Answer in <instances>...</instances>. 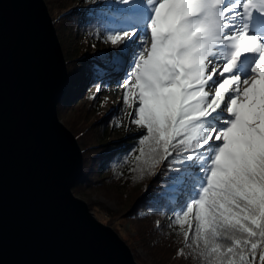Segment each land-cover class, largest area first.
I'll list each match as a JSON object with an SVG mask.
<instances>
[{
    "label": "snow or ice",
    "instance_id": "6c2138e0",
    "mask_svg": "<svg viewBox=\"0 0 264 264\" xmlns=\"http://www.w3.org/2000/svg\"><path fill=\"white\" fill-rule=\"evenodd\" d=\"M105 3L114 50L92 65L94 84L99 93L115 76L121 110H133L129 130H143L120 159L146 155L140 171L150 175L167 166L151 201L176 205L170 226H181L190 254L206 264H264V0ZM145 8V31L123 27Z\"/></svg>",
    "mask_w": 264,
    "mask_h": 264
},
{
    "label": "water",
    "instance_id": "95a60500",
    "mask_svg": "<svg viewBox=\"0 0 264 264\" xmlns=\"http://www.w3.org/2000/svg\"><path fill=\"white\" fill-rule=\"evenodd\" d=\"M67 62L45 0H0V264H138L73 188Z\"/></svg>",
    "mask_w": 264,
    "mask_h": 264
},
{
    "label": "trees",
    "instance_id": "16d2710c",
    "mask_svg": "<svg viewBox=\"0 0 264 264\" xmlns=\"http://www.w3.org/2000/svg\"><path fill=\"white\" fill-rule=\"evenodd\" d=\"M58 1V0H57ZM59 4L66 3V5H59L58 8L61 14L69 11L79 4L81 7H86L85 13H79L72 18L71 25H76V38L73 45V52L69 50L68 59L72 67L68 68L69 84L66 96L63 98L58 106L59 113H63L71 108L77 100L78 103L89 104V110L85 115L80 116L84 120H88L96 114L100 119L96 121L95 135L89 140V143L83 146L84 154V175L81 180L73 189L75 192L84 195L86 191L92 190L95 183L99 186L106 187L107 184H113L114 181L123 183L129 186L135 179L136 188H138V195L126 203L130 208L125 217L127 220L132 221L139 230L142 231L144 237L143 245L152 251L153 262L161 264L164 260V255H172L176 251L179 252L181 248H185L183 238L177 233H180L181 226H170L173 210L176 208L175 204L169 203H152L151 198L158 192L162 191L168 176L167 166H157L152 171L159 173L158 175H150L147 172L142 173L141 168L145 167L144 161L147 159L146 155H141L136 152L135 155L140 159H129L126 163L120 158L122 154L127 153L133 149L136 143V137L141 134L130 133L126 135L131 140L119 143L108 140L111 131L117 128L115 126L119 119L116 114H109L107 117H101L98 114V106L100 102L97 98L89 100L87 92L92 88H96L94 84V77L91 73L93 64L101 62V54L97 52L95 44L105 43V35L110 27L105 21L104 17L99 11L101 8L95 7L100 1L104 0H59ZM67 15V14H65ZM63 17V16H62ZM61 18V17H60ZM69 23V17L64 18ZM61 20V19H59ZM73 30V27L70 29ZM95 43V44H94ZM110 42H107L109 44ZM64 49V48H63ZM110 78L101 82V90L110 85ZM99 103V104H98ZM97 107V108H96ZM78 114L84 112V108L77 110ZM93 113H96L95 115ZM100 113V112H99ZM82 126V125H81ZM77 126V136L82 138L88 131ZM89 129V128H87ZM110 137V136H109ZM147 142L144 147V152L147 153ZM135 169V171H133ZM143 175V179H139ZM136 176L137 178H133ZM147 188V192H145ZM108 189V188H107ZM112 214L111 211H107ZM145 215L141 216V213ZM120 213L121 209H120ZM119 212H116L118 215ZM143 226H147L145 229ZM184 229L188 226L183 225ZM178 252L176 255H178ZM162 255V256H159ZM195 260L186 259L185 264H206L198 255L194 254Z\"/></svg>",
    "mask_w": 264,
    "mask_h": 264
},
{
    "label": "rangeland",
    "instance_id": "374dc122",
    "mask_svg": "<svg viewBox=\"0 0 264 264\" xmlns=\"http://www.w3.org/2000/svg\"><path fill=\"white\" fill-rule=\"evenodd\" d=\"M59 0H45V3L48 7V11L50 13V16L54 22V26L59 38V41L62 46V50L64 52L65 59H68V54H65L66 49L69 53V50L73 52V45L75 43L76 38V25L72 26L71 23L73 16L79 14V13H85L87 11L86 7H81L79 4H76L75 7L69 11H65L61 14L60 9L58 8L59 5H66V3L59 4ZM95 7L101 8V9H107L108 5L104 1H100L97 4H95ZM67 14V15H65ZM63 16V17H62ZM69 17V23L67 20L65 21V17ZM61 17V18H60ZM151 18V12L145 8L143 10L142 19L144 20V25H142V28L146 29L147 21ZM61 19V20H59ZM141 19V20H142ZM141 23V22H139ZM140 27L137 25V23H129L127 25H124L123 27ZM73 27V30H70ZM141 32L143 30L141 29ZM95 44V43H94ZM134 42L132 44H128L126 46V49L133 48ZM96 50L98 52L97 55L102 53H111L114 49L111 43L107 44L105 43H96L95 44ZM64 48V49H63ZM101 56V55H100ZM67 61V60H66ZM73 63L67 61V68L72 67ZM116 77L109 80L110 85L108 87L103 88L99 93H97L96 88H92L90 91L87 92V98L89 100H92L93 98H97L100 102L97 110L98 114H102V118L107 117L109 114H116L117 118L119 119V123L122 125L121 127H117L114 129V131L110 132V137L108 136V140L112 142H117L119 145L126 140H131V138H128L126 135H129L130 133H139L143 130L138 129L137 126H131V130H129V114L132 113V108H128L127 111L121 110V102L123 97V90L118 88L117 83L115 82ZM77 100L71 108H69L67 111L63 113H59V117L63 124L72 132V134L75 136L82 152H83V146L87 145L89 143V140L95 135L97 132L96 128V121L100 119V116L96 113H93L95 116H92L88 120L82 119L80 116L85 115L87 111L89 110L90 105L89 104H82L78 103ZM84 108V112L81 114H78L80 110ZM82 125V126H81ZM77 126H81L82 129H86L87 134H85L82 138H79L77 136V131L80 129H76ZM89 128V129H87ZM84 157V154H83ZM141 176V175H140ZM137 176V177H140ZM136 176H133V178H137ZM137 180V179H135ZM134 180V181H135ZM132 182L129 186H126L120 182L114 181L113 184H107L106 187L99 186V183H95L94 188L92 190L86 191L84 195H81L74 191L73 193L76 197L80 198L81 200L85 201L90 211L93 213L95 218L103 223L106 226L111 227L115 230V232L121 237V239L129 246L131 249V252L133 254V257L135 261L138 264H155L153 260L155 258H152V251L144 247L143 245V233L140 231V228H137V226L130 220H127L125 217L126 213H128L129 208L132 206L127 205L128 201L136 197L139 193L138 188H136L135 182ZM120 209L121 212L120 213ZM111 211L112 214L110 212ZM116 212L119 214L116 215ZM145 229L147 226H143ZM187 230V228H185ZM178 234V233H177ZM182 237V235H179ZM183 238V237H182ZM185 255H176L178 251H176L174 256L170 255H164V260L161 264H185L186 260H184V256L186 259H192L195 260L193 253L190 254V250L186 247L184 248ZM162 256V255H159ZM157 264V263H156ZM188 264V263H187Z\"/></svg>",
    "mask_w": 264,
    "mask_h": 264
},
{
    "label": "bare ground",
    "instance_id": "6f19581e",
    "mask_svg": "<svg viewBox=\"0 0 264 264\" xmlns=\"http://www.w3.org/2000/svg\"><path fill=\"white\" fill-rule=\"evenodd\" d=\"M141 23H138L137 25H139L140 26V28L143 30V31H145V29L144 28H142V25H144V20L142 19L141 21H140ZM135 27H137V26H135ZM67 62V61H66ZM115 76H113L112 78H110V79H113ZM58 114H59V111H58ZM60 118V117H59ZM60 121H61V119H60ZM62 122V121H61ZM63 123V122H62Z\"/></svg>",
    "mask_w": 264,
    "mask_h": 264
}]
</instances>
